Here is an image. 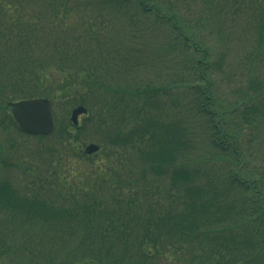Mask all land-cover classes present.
I'll list each match as a JSON object with an SVG mask.
<instances>
[{"label": "trees", "instance_id": "1", "mask_svg": "<svg viewBox=\"0 0 264 264\" xmlns=\"http://www.w3.org/2000/svg\"><path fill=\"white\" fill-rule=\"evenodd\" d=\"M0 169V264H264V0H0Z\"/></svg>", "mask_w": 264, "mask_h": 264}, {"label": "water", "instance_id": "2", "mask_svg": "<svg viewBox=\"0 0 264 264\" xmlns=\"http://www.w3.org/2000/svg\"><path fill=\"white\" fill-rule=\"evenodd\" d=\"M13 119L18 128L31 134H49L54 128V119L51 102L47 98L23 99L8 104ZM86 112L82 105L72 110V120L76 124L78 116ZM99 146L91 143L87 146L88 152L98 150Z\"/></svg>", "mask_w": 264, "mask_h": 264}, {"label": "rangeland", "instance_id": "3", "mask_svg": "<svg viewBox=\"0 0 264 264\" xmlns=\"http://www.w3.org/2000/svg\"><path fill=\"white\" fill-rule=\"evenodd\" d=\"M63 105V104H62ZM59 109V114H60V117H62V119L64 118V117H67L66 115V111L64 110V109H62V108H58ZM70 112V111H69ZM71 115V112L70 113H68V116H70ZM64 116V117H63ZM82 120V118L80 117V121ZM21 140H26L25 138H21ZM28 140H32V142H34V143H37V140H36V138H34V137H32V136H30V137H28ZM31 143V142H30ZM94 144H97V143H94ZM81 146H83V148H81ZM84 147H85V145H81L80 143H78V144H75V143H73L72 144V150L70 151V153H73V154H75V153H77V152H79L80 150H83L84 149ZM73 150H74V152H73ZM4 152H5V147H4ZM23 152V150H20V153H22ZM18 153V151H16L15 153H14V151L12 150V151H10V153H9V155H11V156H16V154ZM72 155V154H71ZM9 160H11V159H9ZM12 161V160H11ZM70 161H71V164L73 163V167H77V164H79L78 166H79V168L81 169V170H85V168L87 167V165H88V163H84L83 161H82V159H80L79 160V162L78 161H76L73 157H71L70 158ZM3 170L2 169H0V175H2L3 174ZM6 172V171H5ZM20 174V175H19ZM9 175H10V178H13V179H15V178H17L18 180H20V178L22 177V172L21 171H19V170H13V171H11V173H9Z\"/></svg>", "mask_w": 264, "mask_h": 264}]
</instances>
